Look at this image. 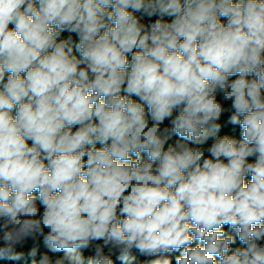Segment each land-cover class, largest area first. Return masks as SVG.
I'll return each instance as SVG.
<instances>
[{
	"label": "clouds",
	"instance_id": "clouds-1",
	"mask_svg": "<svg viewBox=\"0 0 264 264\" xmlns=\"http://www.w3.org/2000/svg\"><path fill=\"white\" fill-rule=\"evenodd\" d=\"M0 264H264V0H0Z\"/></svg>",
	"mask_w": 264,
	"mask_h": 264
},
{
	"label": "trees",
	"instance_id": "trees-1",
	"mask_svg": "<svg viewBox=\"0 0 264 264\" xmlns=\"http://www.w3.org/2000/svg\"><path fill=\"white\" fill-rule=\"evenodd\" d=\"M143 259V258H142Z\"/></svg>",
	"mask_w": 264,
	"mask_h": 264
}]
</instances>
